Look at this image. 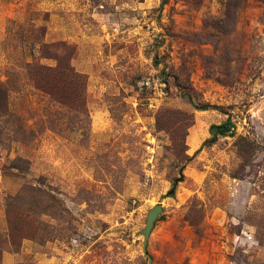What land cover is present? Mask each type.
Returning a JSON list of instances; mask_svg holds the SVG:
<instances>
[{"label": "rangeland", "instance_id": "1", "mask_svg": "<svg viewBox=\"0 0 264 264\" xmlns=\"http://www.w3.org/2000/svg\"><path fill=\"white\" fill-rule=\"evenodd\" d=\"M0 101V264H264V0H0Z\"/></svg>", "mask_w": 264, "mask_h": 264}, {"label": "water", "instance_id": "2", "mask_svg": "<svg viewBox=\"0 0 264 264\" xmlns=\"http://www.w3.org/2000/svg\"><path fill=\"white\" fill-rule=\"evenodd\" d=\"M162 211V208L160 205L155 206L148 215V220L146 223V228L144 230V235H145V248L147 246L148 240L150 238V233L152 231V228L154 226V223L156 221V218L158 217V215L160 214V212ZM144 252L147 254L146 249H144Z\"/></svg>", "mask_w": 264, "mask_h": 264}, {"label": "trees", "instance_id": "3", "mask_svg": "<svg viewBox=\"0 0 264 264\" xmlns=\"http://www.w3.org/2000/svg\"><path fill=\"white\" fill-rule=\"evenodd\" d=\"M1 105H2V101ZM212 129H216L217 133L219 135H228L232 129V123L230 120H228L225 124H222L220 126H213ZM175 195V186L174 188L168 193V196H174Z\"/></svg>", "mask_w": 264, "mask_h": 264}]
</instances>
